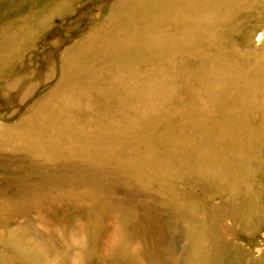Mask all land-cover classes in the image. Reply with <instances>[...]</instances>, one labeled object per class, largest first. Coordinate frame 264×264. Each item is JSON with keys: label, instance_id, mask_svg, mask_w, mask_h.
<instances>
[{"label": "rangeland", "instance_id": "374dc122", "mask_svg": "<svg viewBox=\"0 0 264 264\" xmlns=\"http://www.w3.org/2000/svg\"><path fill=\"white\" fill-rule=\"evenodd\" d=\"M15 249L264 264V0H0V260Z\"/></svg>", "mask_w": 264, "mask_h": 264}, {"label": "bare ground", "instance_id": "6f19581e", "mask_svg": "<svg viewBox=\"0 0 264 264\" xmlns=\"http://www.w3.org/2000/svg\"><path fill=\"white\" fill-rule=\"evenodd\" d=\"M6 257L8 259H6ZM25 253L20 250H9L6 251V256L0 260V264H28V258ZM35 264H40L39 262Z\"/></svg>", "mask_w": 264, "mask_h": 264}]
</instances>
